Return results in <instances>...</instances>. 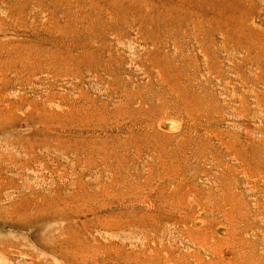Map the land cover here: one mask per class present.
I'll list each match as a JSON object with an SVG mask.
<instances>
[{
    "label": "rangeland",
    "instance_id": "obj_1",
    "mask_svg": "<svg viewBox=\"0 0 264 264\" xmlns=\"http://www.w3.org/2000/svg\"><path fill=\"white\" fill-rule=\"evenodd\" d=\"M0 264H264V0H0Z\"/></svg>",
    "mask_w": 264,
    "mask_h": 264
}]
</instances>
